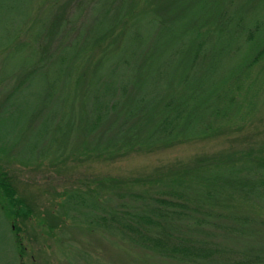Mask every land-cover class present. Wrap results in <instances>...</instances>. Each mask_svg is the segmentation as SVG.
Returning a JSON list of instances; mask_svg holds the SVG:
<instances>
[{"label":"trees","instance_id":"obj_1","mask_svg":"<svg viewBox=\"0 0 264 264\" xmlns=\"http://www.w3.org/2000/svg\"><path fill=\"white\" fill-rule=\"evenodd\" d=\"M33 1H0V18L7 19L0 53L15 49L16 59L0 78L21 73L4 106L23 94L24 103L13 105L17 128L26 132L42 114L37 128L48 134L9 145H21L31 160L65 152L80 113L99 155L210 137L240 118L238 98L264 62V0H175L135 14L131 0H78L58 26L50 6L23 40ZM225 158L156 169L127 184L98 176L95 188L69 191L62 205L73 219L143 248V258L156 264H264V241L250 242L264 227V157ZM0 204L15 220L32 212L4 168ZM8 231L7 248L22 264L23 238Z\"/></svg>","mask_w":264,"mask_h":264},{"label":"rangeland","instance_id":"obj_2","mask_svg":"<svg viewBox=\"0 0 264 264\" xmlns=\"http://www.w3.org/2000/svg\"><path fill=\"white\" fill-rule=\"evenodd\" d=\"M174 1L131 0L130 12L142 13L151 8L160 10L166 6H173L178 0ZM33 2L32 17L25 26V32L22 33L23 40L28 39V33L35 23L48 13L50 6L55 8L51 18L55 26L71 14L78 0H34ZM87 14L89 16V12ZM3 21H7L5 15L0 18V29L4 24ZM52 26L50 39L55 37L57 31V28ZM104 48L106 49V46ZM103 53L100 50L95 55L98 57ZM15 63V49L11 51L9 48L5 54L1 52L0 77L15 68ZM262 67L264 62L253 69L254 76L248 79L247 89L238 98L243 106L242 113L239 114L240 118L235 117L231 122L223 124L218 133L210 137L192 139L152 150H116L99 155L98 151H91L96 148L97 143L94 141V136L87 132L86 126L80 124L82 121L80 113L74 117L75 130H72V135L68 138V142H71L66 151L53 150L37 160H31L30 155L21 153V145L13 148L9 145L14 146L21 139L25 143H30L48 137L45 126L37 128L43 115H37L26 132H24L26 128L18 129L15 124L18 115L13 105L24 103L26 97L23 94H14L10 98L12 103L8 102L6 107L4 105L7 102L8 92L20 81L21 73L8 76L6 79L0 78V168L8 172L18 195L26 200L32 210L29 217L20 216L15 220L13 217H6L5 212L0 208V264H18L15 248H7L9 245L13 246V240L7 237L8 226L11 227L13 236H15L14 232H19L23 238L26 248L21 256L22 264H156L148 257L143 258L142 253L145 252L143 248L131 247L124 243L125 241L116 240V237L103 228L73 219L74 217L67 214L62 201L73 189L82 188L89 191L95 188L97 183L92 180L98 176H116L127 184L130 178L145 176L156 169L174 168V166L193 167L199 159L206 157H215L217 160L225 157L227 159L230 155L235 158L264 157V68ZM88 76L82 82L83 86L79 92L81 97ZM74 106V110L77 107L76 113H78L81 100L75 101ZM23 115L29 116L28 113ZM249 207L255 208L251 204ZM72 215H75V212ZM16 226L20 230L16 229ZM257 241H264V227H259L256 234L251 237L250 242L257 243Z\"/></svg>","mask_w":264,"mask_h":264}]
</instances>
